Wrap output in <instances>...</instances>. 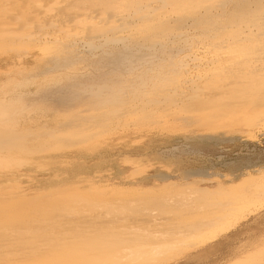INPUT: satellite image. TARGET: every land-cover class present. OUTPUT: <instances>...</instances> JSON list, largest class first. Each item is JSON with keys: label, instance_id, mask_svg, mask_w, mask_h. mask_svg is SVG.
Instances as JSON below:
<instances>
[{"label": "rangeland", "instance_id": "obj_1", "mask_svg": "<svg viewBox=\"0 0 264 264\" xmlns=\"http://www.w3.org/2000/svg\"><path fill=\"white\" fill-rule=\"evenodd\" d=\"M24 1L9 2L11 7L3 9L13 11L9 17L20 21L16 27L26 28L34 21L33 31L42 28L44 15L51 19L50 15L63 12L65 6L52 4L56 0L49 5L45 0H29L36 1L34 4ZM231 4L258 8L264 0H231ZM17 7L30 12L14 10ZM40 8L46 14L41 16ZM34 10L40 13L39 25L33 20L39 14ZM38 47L0 46V123L14 130L6 141L0 136V221L4 222L0 225L9 227H0V235L6 237L1 253L9 247L18 259L29 257L28 262L33 263L61 246L42 236L15 243L32 230H48L51 235L52 229L64 235L73 232L72 223L88 226L98 218L127 219V212L138 214L135 209L155 214L174 206L205 208L203 204L213 199V191L238 187L248 175L253 183L246 188L264 185V90L236 102L217 104L148 106L136 102L127 104L116 117L118 104L102 107L94 94L82 89L75 96L62 95L64 99L60 94L53 99L41 94L21 95L29 87L20 90L15 86L28 80L26 68L45 63ZM195 50L198 48H185L177 57L198 53ZM186 59L191 63L190 57ZM110 111L109 122L102 120ZM13 134L15 140L10 138ZM141 199L145 201L134 204ZM132 200L134 203H129ZM155 200L160 204L153 206ZM245 212L235 228L213 241L155 264L257 263L264 258V206ZM27 220L31 227H26ZM11 237L13 244L8 243ZM67 239L60 242L65 244Z\"/></svg>", "mask_w": 264, "mask_h": 264}, {"label": "bare ground", "instance_id": "obj_2", "mask_svg": "<svg viewBox=\"0 0 264 264\" xmlns=\"http://www.w3.org/2000/svg\"><path fill=\"white\" fill-rule=\"evenodd\" d=\"M12 1L18 4L15 0H0V46H39L45 60L43 65L26 68L28 80L15 86L20 90L29 87L21 95L52 98L60 94L64 99L62 95L75 96L82 89L94 94L102 107L118 104L116 114L136 102L148 106L217 104L225 100L236 102L264 90V5L233 7L231 0H45L64 3V11L59 16L50 15L51 19L44 15L42 22L38 18L46 14L43 2L44 10L37 9L41 16L36 9L37 15L32 14L36 24L41 21L42 28L33 31L34 21L30 20L27 26L25 23L26 28L16 27L20 21L9 17L13 11L3 9L6 5L11 7ZM49 28L53 31L46 30ZM194 47L198 53L177 57L185 48L193 51ZM138 68L141 70L137 72ZM193 68L198 72L194 73ZM111 113H105L102 120L110 118ZM13 132L11 125L0 123L2 141ZM10 138L15 140V135ZM251 181L248 175L238 187L213 191V199L209 203L207 199L203 204L206 207L201 209L174 206L155 214L135 209L138 214L127 212V219L98 218L88 226L72 223L73 232L64 235H60L61 231L53 233L52 229L51 235L46 233L48 230H32L26 237L19 236L15 243L42 236L48 243L57 241L61 247L33 263L28 262L29 257L18 259L5 247L0 252V264H155L171 254L213 241L235 228L245 211L264 206V185L246 188ZM142 201L145 200L134 204ZM155 201L153 206L160 204ZM26 223V227H31L30 220ZM90 226L95 229L89 230ZM2 235L0 245L6 238ZM10 239L8 243L13 244V237ZM65 239L62 244L60 241ZM255 264H264V258Z\"/></svg>", "mask_w": 264, "mask_h": 264}]
</instances>
